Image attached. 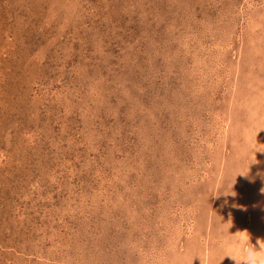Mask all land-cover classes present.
I'll return each mask as SVG.
<instances>
[{"label":"rangeland","instance_id":"1","mask_svg":"<svg viewBox=\"0 0 264 264\" xmlns=\"http://www.w3.org/2000/svg\"><path fill=\"white\" fill-rule=\"evenodd\" d=\"M248 237L264 0H0V264H243Z\"/></svg>","mask_w":264,"mask_h":264},{"label":"clouds","instance_id":"2","mask_svg":"<svg viewBox=\"0 0 264 264\" xmlns=\"http://www.w3.org/2000/svg\"><path fill=\"white\" fill-rule=\"evenodd\" d=\"M249 237L246 240L237 241V243H241L245 245L242 250L244 251V261L243 264H264V255L260 254L261 244L264 242L259 241V250L253 247L250 243H248ZM250 245V246H247Z\"/></svg>","mask_w":264,"mask_h":264}]
</instances>
